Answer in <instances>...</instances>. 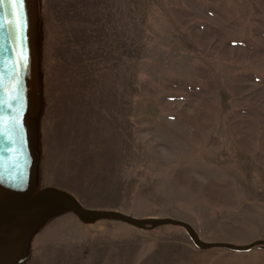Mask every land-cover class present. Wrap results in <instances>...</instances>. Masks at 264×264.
I'll return each mask as SVG.
<instances>
[{
  "label": "rangeland",
  "instance_id": "obj_1",
  "mask_svg": "<svg viewBox=\"0 0 264 264\" xmlns=\"http://www.w3.org/2000/svg\"><path fill=\"white\" fill-rule=\"evenodd\" d=\"M41 2V186L207 242L264 239V0ZM27 264H264V245L67 214Z\"/></svg>",
  "mask_w": 264,
  "mask_h": 264
},
{
  "label": "water",
  "instance_id": "obj_2",
  "mask_svg": "<svg viewBox=\"0 0 264 264\" xmlns=\"http://www.w3.org/2000/svg\"><path fill=\"white\" fill-rule=\"evenodd\" d=\"M43 48L41 0H0V264H27L35 237L67 214L84 225L116 222L141 231L180 227L200 250L243 252L264 245V239L245 245L207 242L187 221L87 208L64 189L41 186Z\"/></svg>",
  "mask_w": 264,
  "mask_h": 264
},
{
  "label": "snow or ice",
  "instance_id": "obj_3",
  "mask_svg": "<svg viewBox=\"0 0 264 264\" xmlns=\"http://www.w3.org/2000/svg\"><path fill=\"white\" fill-rule=\"evenodd\" d=\"M21 2H22V0H21Z\"/></svg>",
  "mask_w": 264,
  "mask_h": 264
}]
</instances>
